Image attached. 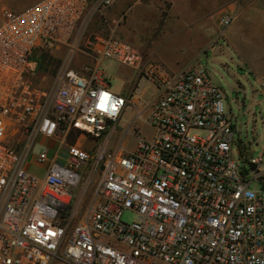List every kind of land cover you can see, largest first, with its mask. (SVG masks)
<instances>
[{
  "label": "built area",
  "instance_id": "obj_1",
  "mask_svg": "<svg viewBox=\"0 0 264 264\" xmlns=\"http://www.w3.org/2000/svg\"><path fill=\"white\" fill-rule=\"evenodd\" d=\"M116 1L3 9L0 264H264L263 156L238 164L237 130L206 68L171 73L131 43L91 30ZM233 21L219 19V37ZM46 53L64 58L43 85ZM79 56L94 66L76 67ZM104 60L137 69L156 91L115 147L108 136L134 95L110 91ZM260 87L264 95V76ZM138 119L149 138L132 131ZM128 135L136 139L130 150ZM37 146L41 178L25 170ZM127 212L133 221L122 220Z\"/></svg>",
  "mask_w": 264,
  "mask_h": 264
},
{
  "label": "rangeland",
  "instance_id": "obj_2",
  "mask_svg": "<svg viewBox=\"0 0 264 264\" xmlns=\"http://www.w3.org/2000/svg\"><path fill=\"white\" fill-rule=\"evenodd\" d=\"M12 2L14 0H0V20L3 9L19 12L27 8H10L9 4H12ZM230 29H232L230 40L227 32H225L224 36L219 37L220 29H213L210 43L199 49L197 55L200 56L195 57L189 64L156 62H153V64L172 70L197 67L199 65L206 68L211 79L222 90L225 107L230 110L237 130L236 140L240 156L236 154L235 159L240 166L246 164L249 167L248 162L252 158L263 156L260 169L264 171V95L260 87V79L264 76V19H259V23H256V25L243 22L241 19L236 21L234 19ZM168 50L162 49V51L166 52ZM46 54L53 61L48 66L42 65L45 67V70L41 73L45 76L43 85L50 84L51 77L56 71L52 72L58 69L64 58L63 53ZM167 54L171 55V52ZM81 57L83 56L78 57V63L85 62ZM39 59H41V56ZM57 62L58 67L56 69ZM85 63L94 66L93 62L86 61ZM76 66H78L77 63ZM119 68L120 65L112 60H104L102 63V69L109 76L110 91L116 95L127 97L125 85L116 76ZM139 80H142V82L136 87L140 88V92H137L132 97L134 105L128 106L118 122L116 131L108 136V145L112 147L118 145L129 124L136 118L137 111H140L144 105L150 103L156 96L155 88L142 79L140 74ZM133 126L132 131L133 128L138 129L141 137L149 138L152 135V129L144 124L141 119L136 120ZM135 140L132 135L126 136L125 147L129 150L133 149ZM75 142V137L69 139V143ZM80 144L87 148H92L93 146V144L85 142L84 139L80 140ZM41 149L40 146L34 148L25 163V170L38 178L43 177L44 171L42 165L35 162L34 157L40 153ZM244 159L245 161H243ZM93 187V181H90L88 189L82 192L81 213L88 205ZM122 220L131 222L134 220V215L127 212L123 215Z\"/></svg>",
  "mask_w": 264,
  "mask_h": 264
},
{
  "label": "crops",
  "instance_id": "obj_3",
  "mask_svg": "<svg viewBox=\"0 0 264 264\" xmlns=\"http://www.w3.org/2000/svg\"><path fill=\"white\" fill-rule=\"evenodd\" d=\"M35 1L14 0L9 5L22 9ZM228 14L234 15L235 21L256 25L264 19V0H118L105 10L103 17L95 18L91 30L131 43L143 54L145 62L189 64L200 56L197 51L210 43L213 29H220L219 19ZM230 26L225 31L229 40ZM164 48L171 55L162 51ZM81 58L92 63L88 57ZM163 68L176 73L189 67ZM116 76L125 85V93L140 92L136 85L142 80L137 69L120 65Z\"/></svg>",
  "mask_w": 264,
  "mask_h": 264
},
{
  "label": "trees",
  "instance_id": "obj_4",
  "mask_svg": "<svg viewBox=\"0 0 264 264\" xmlns=\"http://www.w3.org/2000/svg\"><path fill=\"white\" fill-rule=\"evenodd\" d=\"M52 59L47 55V54H42L41 55V59H40V62H39V69L41 67H43L42 65H45V66H48L52 63ZM58 67V62L55 66V68ZM42 69V70H41ZM40 71H44L45 70V67L41 68ZM57 69V68H56ZM56 70H54L52 73H54Z\"/></svg>",
  "mask_w": 264,
  "mask_h": 264
},
{
  "label": "snow or ice",
  "instance_id": "obj_5",
  "mask_svg": "<svg viewBox=\"0 0 264 264\" xmlns=\"http://www.w3.org/2000/svg\"><path fill=\"white\" fill-rule=\"evenodd\" d=\"M105 99H107L106 97H105ZM103 106V105H102Z\"/></svg>",
  "mask_w": 264,
  "mask_h": 264
}]
</instances>
